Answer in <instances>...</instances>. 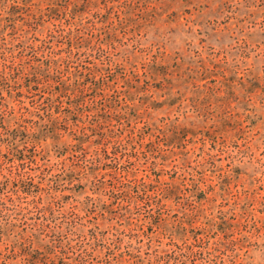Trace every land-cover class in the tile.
Here are the masks:
<instances>
[{
  "label": "rangeland",
  "instance_id": "rangeland-1",
  "mask_svg": "<svg viewBox=\"0 0 264 264\" xmlns=\"http://www.w3.org/2000/svg\"><path fill=\"white\" fill-rule=\"evenodd\" d=\"M39 1L44 20L22 30L48 75L61 72L59 82L80 86L86 106L116 98L107 112L111 117L126 106L120 115L125 114L128 125L111 123L123 130L121 138L129 132L145 137L143 152L145 144L157 137L165 139L161 148L172 150L177 144L174 132L188 131L181 149L169 155L175 163L166 169L161 183L185 175L198 191L189 201L168 202L163 217L176 223L175 215L185 211L211 218L218 227L226 224L234 239H243L242 263L264 264V0H68L66 12L61 5L46 10L47 0ZM95 93L99 96L93 97ZM55 98L61 104L56 102L58 110L53 111L68 116L69 131L77 119L76 107L67 106L58 95ZM14 106L17 110L20 105L14 102ZM195 111L208 115L209 121ZM91 115L83 113L78 128L89 126ZM64 132L62 141L71 147L75 142ZM44 148L36 164L25 170L43 192L28 196L21 191L32 189L22 186L16 201L19 212H8V219L0 216V264H18L21 238L35 230L41 199L53 196L64 209L79 207L76 214L87 238L96 214H89L91 202L86 205V200L104 196L106 204L112 203L108 189L92 183L95 174L78 181L80 152ZM180 151L187 154L183 163H177L183 157ZM107 152L112 156L111 145ZM134 152L142 148L132 150L129 145L126 153ZM141 157L139 165L144 163ZM98 222L101 232L109 230L108 224ZM151 223L147 220L131 240L141 257L151 251L146 240L154 236L149 233ZM131 231L130 236L136 234ZM119 239L130 241L128 235Z\"/></svg>",
  "mask_w": 264,
  "mask_h": 264
},
{
  "label": "trees",
  "instance_id": "trees-1",
  "mask_svg": "<svg viewBox=\"0 0 264 264\" xmlns=\"http://www.w3.org/2000/svg\"><path fill=\"white\" fill-rule=\"evenodd\" d=\"M47 2L46 10L53 5H61L59 8L64 12L68 8V0ZM41 3L39 0H0V216L8 219V212H19L16 201L22 186L32 189L21 191L28 196L43 192L25 170L36 164L37 156L41 157L40 154L46 151L44 147L56 149L60 146L64 150L80 152L83 164L76 165L81 169L78 181L95 174L92 183L99 189H108L112 203L106 204L104 196L86 200V205L91 202L89 214H96L93 232L87 238L83 235L85 225L82 218L76 214L79 207L64 209L62 202L53 196H47L49 200L39 199L41 207L34 217L36 228L26 231L21 238L16 256L18 264H195L196 260L198 264H244L242 258L246 254L242 256L239 253L243 239H234V233L228 230L226 224L218 227L211 218L185 211H181V216L175 215L176 223H169L167 216L163 217L168 211V202L189 201L191 194L198 191L196 183L186 179L185 175H178L182 176L180 180L175 177L171 182L161 183L166 169L174 162L169 155L181 149L179 146L186 138L187 130L174 132L173 139L177 144L170 142L172 150L161 148L165 139L157 137L145 144L146 151L143 152L142 140L145 137L133 136L134 133L129 132L121 138L123 130H118L111 123L114 120L128 125L125 114L120 115L126 106L115 111L113 117L107 112L112 108L111 103L117 102L116 98H103L97 107L86 106L80 86L59 82V77L63 76L61 72L50 76L42 69L43 62L38 63L33 46L28 44L22 30L24 25L31 27L44 20ZM9 44L11 46L7 47ZM57 95L58 99L67 100V106L76 107L73 114L77 119L69 131L68 116L61 117L53 111L54 108L58 110L56 102L61 104L55 98ZM70 95L75 96L70 99ZM95 96L99 95L95 93ZM14 102L20 105L17 110ZM79 105L84 108H78ZM85 112L92 113V123L78 128L77 124ZM95 112L97 114L93 115ZM71 113L67 107L65 114ZM102 116L108 119L103 121ZM200 116L209 121L208 115ZM63 132H68L66 137L69 136L74 145L70 147L62 141ZM47 141L51 143L47 144ZM110 145L112 156L107 152ZM129 145L132 150L142 148V152L128 155ZM180 152L183 157L177 163L186 159L187 154ZM139 155L144 159L141 165L138 164ZM86 157L87 160L84 159ZM106 160L109 163L104 162ZM101 171L103 174L98 179L97 174ZM80 209L82 212L83 206ZM187 218L189 221L185 222ZM99 220L108 224L109 230L101 232ZM147 220H152L149 233L154 236L146 238L151 251L147 248L150 253L141 257L139 249L131 245V240L137 237ZM199 220L202 221L196 226ZM131 225L135 227L132 231ZM97 229L101 232L100 239L97 238ZM124 231H127L126 234ZM130 231L136 234L130 236ZM115 233L118 234L115 240L105 238L113 237ZM120 235H128L130 241L119 239Z\"/></svg>",
  "mask_w": 264,
  "mask_h": 264
}]
</instances>
